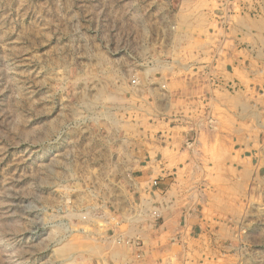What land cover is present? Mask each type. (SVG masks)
<instances>
[{
	"label": "rangeland",
	"instance_id": "374dc122",
	"mask_svg": "<svg viewBox=\"0 0 264 264\" xmlns=\"http://www.w3.org/2000/svg\"><path fill=\"white\" fill-rule=\"evenodd\" d=\"M178 60L194 90L171 102L145 83ZM216 76L229 98L202 93ZM158 111L247 148L240 248L264 264V0H0V264H99L132 235L128 147Z\"/></svg>",
	"mask_w": 264,
	"mask_h": 264
},
{
	"label": "crops",
	"instance_id": "0c3cea01",
	"mask_svg": "<svg viewBox=\"0 0 264 264\" xmlns=\"http://www.w3.org/2000/svg\"><path fill=\"white\" fill-rule=\"evenodd\" d=\"M179 62L168 75L156 73L145 83L166 85L176 97L171 102L186 101L194 90L193 78L184 74L192 64ZM231 81L216 76L199 85L217 101L229 98L225 87ZM163 96L154 98L156 111L172 112ZM160 111L144 119L136 142L128 147L133 161L126 163L120 206L132 218L125 230L134 233L109 241L118 248L98 263L250 264L240 247L247 246L241 245L245 240L252 242V229L245 236L241 224L251 213L241 203L252 197V156L243 153L246 147L236 146L235 132L231 138L219 135L215 128L204 129L178 115L161 119Z\"/></svg>",
	"mask_w": 264,
	"mask_h": 264
},
{
	"label": "built area",
	"instance_id": "2783aa9c",
	"mask_svg": "<svg viewBox=\"0 0 264 264\" xmlns=\"http://www.w3.org/2000/svg\"><path fill=\"white\" fill-rule=\"evenodd\" d=\"M152 184H153L154 187L158 186V182H156V181H154Z\"/></svg>",
	"mask_w": 264,
	"mask_h": 264
}]
</instances>
